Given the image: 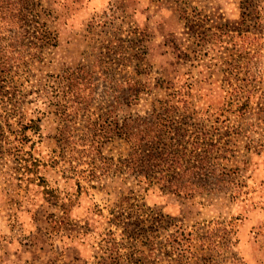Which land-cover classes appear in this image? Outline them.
Returning a JSON list of instances; mask_svg holds the SVG:
<instances>
[{"label":"rangeland","instance_id":"1","mask_svg":"<svg viewBox=\"0 0 264 264\" xmlns=\"http://www.w3.org/2000/svg\"><path fill=\"white\" fill-rule=\"evenodd\" d=\"M32 2L0 0V264H264V0ZM160 134L217 188L134 171Z\"/></svg>","mask_w":264,"mask_h":264},{"label":"trees","instance_id":"2","mask_svg":"<svg viewBox=\"0 0 264 264\" xmlns=\"http://www.w3.org/2000/svg\"><path fill=\"white\" fill-rule=\"evenodd\" d=\"M7 3V7H9V0H4ZM37 6V3L35 0L32 2V8L30 9V15L33 17L38 15L34 12L35 8ZM9 8H6V11L4 12L5 14H8ZM5 48L2 46L0 42V62H6L7 65L4 67H0V99L2 100V97H7V100L11 102L13 98L11 96H17V91L22 93L20 91L21 89L19 88V85L16 83L13 74L12 73V66L9 65V61L5 58V55L3 53V50ZM1 62V63H2ZM2 64H0L1 66ZM8 66V67H7ZM7 68V69H6ZM12 89V90H11ZM23 94V93H22ZM140 116L133 117L130 119L129 122H127V125L131 128L137 126V122L139 121ZM0 129L3 130V126L0 125ZM142 130H144L142 128ZM119 135H122V133H119ZM156 136V135H155ZM130 137V136H129ZM163 135H158L157 139L159 141L158 145L153 144L150 148H142L143 145L140 144H135L134 147V152L139 154L141 156V160L139 164H135L134 171H142L144 174H149L152 173L154 174L153 176H148L147 182L149 184H154L158 183L164 188L171 189L173 191H186L189 186H202L205 187L206 185L214 186V188H217V185L221 180H201L199 179L198 181H194L191 179H184L186 175V171L189 168H199L200 166L198 165H193L184 158H173V156H176L175 154L172 153L171 149H168L167 146H161V143L163 142ZM136 155V156H137ZM136 156L131 155V160H129V163H133ZM182 157V156H181ZM138 160V159H137ZM135 163V162H134ZM128 164V163H127ZM130 165V164H129ZM136 167H140L139 169H136ZM157 174H160L158 176ZM217 180V181H216ZM139 181H144L142 178L139 179Z\"/></svg>","mask_w":264,"mask_h":264},{"label":"crops","instance_id":"3","mask_svg":"<svg viewBox=\"0 0 264 264\" xmlns=\"http://www.w3.org/2000/svg\"><path fill=\"white\" fill-rule=\"evenodd\" d=\"M57 131L59 132V128H57ZM40 236H41V235H40ZM45 237H46V236H45ZM14 240H16V238H14ZM40 240H41V237H38V238H37V241H38L37 244H39ZM14 242H15V241H14ZM14 242H13V243H14ZM13 243H11V245H12ZM53 245H54L56 251L61 250V245H60V243H59L58 241H54ZM33 248H34V249H32V251H36V252H37V251L41 250V247H40V246L38 247V245L35 246V247H33Z\"/></svg>","mask_w":264,"mask_h":264}]
</instances>
